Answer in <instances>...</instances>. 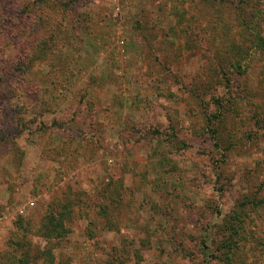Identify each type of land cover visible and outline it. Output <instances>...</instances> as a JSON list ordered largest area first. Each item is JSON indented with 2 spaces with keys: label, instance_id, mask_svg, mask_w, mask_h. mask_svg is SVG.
<instances>
[{
  "label": "rangeland",
  "instance_id": "obj_1",
  "mask_svg": "<svg viewBox=\"0 0 264 264\" xmlns=\"http://www.w3.org/2000/svg\"><path fill=\"white\" fill-rule=\"evenodd\" d=\"M239 2L0 0V264H264V0Z\"/></svg>",
  "mask_w": 264,
  "mask_h": 264
},
{
  "label": "trees",
  "instance_id": "obj_2",
  "mask_svg": "<svg viewBox=\"0 0 264 264\" xmlns=\"http://www.w3.org/2000/svg\"><path fill=\"white\" fill-rule=\"evenodd\" d=\"M246 1L245 3L247 4L248 0H243ZM241 2H239L236 4L237 7H240ZM252 18L255 19V15L252 13ZM41 53L43 54V48H39ZM68 145H62L61 149H63L64 151H66V153H70L71 152V147L69 148ZM62 222V218L60 213L58 212H50L48 214V216L46 215L45 219H44V231L42 232L41 236H43L44 238L46 237L47 239L53 236H61L62 235V228H60V223ZM26 249V248H25ZM27 250V249H26ZM42 251V250H39Z\"/></svg>",
  "mask_w": 264,
  "mask_h": 264
}]
</instances>
